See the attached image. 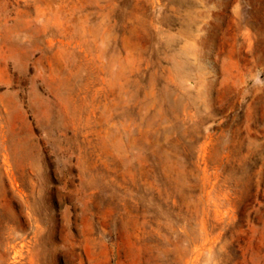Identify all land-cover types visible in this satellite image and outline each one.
Wrapping results in <instances>:
<instances>
[{"label":"rangeland","instance_id":"rangeland-1","mask_svg":"<svg viewBox=\"0 0 264 264\" xmlns=\"http://www.w3.org/2000/svg\"><path fill=\"white\" fill-rule=\"evenodd\" d=\"M0 264H264V0H0Z\"/></svg>","mask_w":264,"mask_h":264}]
</instances>
